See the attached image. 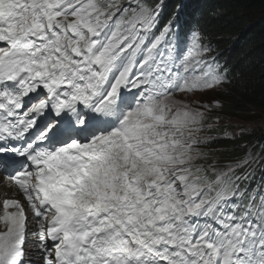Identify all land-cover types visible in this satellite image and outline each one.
I'll list each match as a JSON object with an SVG mask.
<instances>
[{"label": "snow or ice", "instance_id": "obj_1", "mask_svg": "<svg viewBox=\"0 0 264 264\" xmlns=\"http://www.w3.org/2000/svg\"><path fill=\"white\" fill-rule=\"evenodd\" d=\"M163 10L0 0V264H264V156L206 147L245 129L187 97L231 81Z\"/></svg>", "mask_w": 264, "mask_h": 264}, {"label": "trees", "instance_id": "obj_2", "mask_svg": "<svg viewBox=\"0 0 264 264\" xmlns=\"http://www.w3.org/2000/svg\"><path fill=\"white\" fill-rule=\"evenodd\" d=\"M193 3L198 5L199 2L193 0ZM191 5L192 0H167L161 18L167 15L171 18L177 13V18L181 15L185 21L196 24ZM195 13L202 14V27L217 41L226 40L225 45H228L234 38L241 37L237 50L230 56L231 83L220 93H213L211 98H220L225 103L226 114L255 120L258 111L264 112V0H205ZM251 137L243 132L239 139L221 140V145H229L234 156L239 152L232 146ZM217 145L216 142L213 146Z\"/></svg>", "mask_w": 264, "mask_h": 264}, {"label": "clouds", "instance_id": "obj_3", "mask_svg": "<svg viewBox=\"0 0 264 264\" xmlns=\"http://www.w3.org/2000/svg\"><path fill=\"white\" fill-rule=\"evenodd\" d=\"M166 1L164 2V4H166ZM203 2H205V0H203ZM199 16H202V14L199 15ZM198 22H199V29L206 36V40L210 44V47H212V49L217 47L218 50L221 51L220 53H216L215 54V53L212 52L211 54H213L212 56L214 57L215 61L217 63H219L221 71H224L225 69L227 70L228 79L231 81L232 80L231 79L232 65H231V61H230V56L237 50L238 45H239V43L241 41V37H238L237 39H233L231 42H229L228 45H225V41L226 40L217 41L216 40L217 38H213L210 34L207 35V33L205 32L204 27H202V24L200 23V21H198ZM185 24H186V21L183 18H181L180 21H179V27L180 26L182 27ZM227 84L228 83L223 84L221 86V88H219V89H211V90H206V91H203V92H199L198 91L194 95L187 97V99H189V100H199V101L208 102V103H211L213 100H220V98L212 97L210 101H207V100L201 99V97L205 93H208V92H210V93H220V91H222L223 89L226 88V85ZM211 95H213V94H211ZM245 122H254V123H257V119H255V120H246ZM215 134L216 133H213V135H215ZM248 140L252 141V138L251 139H246V140L239 141L235 145H233L232 148L235 147V146H238V145H240V143L246 142ZM215 143L216 142L211 143V144L207 145L206 147L209 148V149L214 150L215 153L221 157V160L222 161L231 160V159L224 160L223 157H225V156H231V157L235 158V156H232V154L225 153L226 151H231L229 145H221L222 142H221V140H219V141H217V143L219 145H217V146L214 147L213 145ZM222 152H224L225 154H221Z\"/></svg>", "mask_w": 264, "mask_h": 264}, {"label": "rangeland", "instance_id": "obj_4", "mask_svg": "<svg viewBox=\"0 0 264 264\" xmlns=\"http://www.w3.org/2000/svg\"><path fill=\"white\" fill-rule=\"evenodd\" d=\"M262 15H264V13H262ZM238 37H236L237 39ZM235 39V38H234ZM211 94L213 93H205L201 99L203 100H207V101H210L211 100ZM215 95V94H213ZM223 115H226L229 120L227 122H229L231 125H240L242 126L243 128H247V130L250 132V133H255L257 134L258 137L260 136H264V112H259L257 113V123H254V122H245L246 120H243V119H240L238 117H235L233 115H228L226 113H222ZM241 120V121H240ZM222 123H224V121H222ZM230 130H232L233 132H240V129L237 128V127H229ZM245 132V131H244ZM239 136V135H238ZM238 138V137H236ZM254 142L256 143V139L254 138ZM245 145H249V142ZM255 147V146H254ZM235 151V150H234ZM232 151H226L225 153H230L231 154ZM257 153H259L261 156H264V146H261L258 144V146H256L253 151H252V154L253 156H255ZM224 160H227V159H233V157L231 156H225L223 157ZM261 173L257 172L256 176L260 177ZM0 180L1 181H5L6 179L3 177V175L0 173ZM7 190H4L3 192H0V210L2 209L1 206H3V203L5 201V199H15L16 197L19 198V196L21 195L19 191L18 192V195L15 193V196L14 197H11V195H8L7 194ZM23 202H21L22 204H26V201L25 199H21ZM14 210V209H13ZM3 212L0 211V215H2ZM3 228V225L0 224V230H2ZM33 258L35 259V254L33 253Z\"/></svg>", "mask_w": 264, "mask_h": 264}, {"label": "bare ground", "instance_id": "obj_5", "mask_svg": "<svg viewBox=\"0 0 264 264\" xmlns=\"http://www.w3.org/2000/svg\"><path fill=\"white\" fill-rule=\"evenodd\" d=\"M192 3H193V1H192ZM4 190H7L8 191L7 194L11 195V197H14L15 193L17 192L15 186L7 179L5 181L0 180V192H3ZM1 210L3 211V208ZM9 210L11 211L13 209L10 207Z\"/></svg>", "mask_w": 264, "mask_h": 264}]
</instances>
